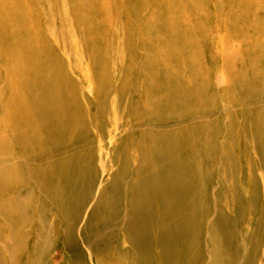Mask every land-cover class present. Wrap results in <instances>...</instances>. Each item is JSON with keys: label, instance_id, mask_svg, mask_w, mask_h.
<instances>
[{"label": "bare ground", "instance_id": "6f19581e", "mask_svg": "<svg viewBox=\"0 0 264 264\" xmlns=\"http://www.w3.org/2000/svg\"><path fill=\"white\" fill-rule=\"evenodd\" d=\"M0 264H264V0H0Z\"/></svg>", "mask_w": 264, "mask_h": 264}, {"label": "rangeland", "instance_id": "374dc122", "mask_svg": "<svg viewBox=\"0 0 264 264\" xmlns=\"http://www.w3.org/2000/svg\"><path fill=\"white\" fill-rule=\"evenodd\" d=\"M214 183H218V180H216ZM54 252H58V255L60 257H63V252L60 250V248L56 247L55 250H54Z\"/></svg>", "mask_w": 264, "mask_h": 264}]
</instances>
